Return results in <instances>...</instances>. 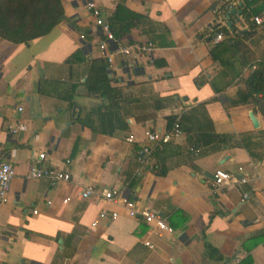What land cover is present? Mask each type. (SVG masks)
Wrapping results in <instances>:
<instances>
[{"label": "crops", "instance_id": "1", "mask_svg": "<svg viewBox=\"0 0 264 264\" xmlns=\"http://www.w3.org/2000/svg\"><path fill=\"white\" fill-rule=\"evenodd\" d=\"M61 3L51 32L28 44L0 37V160L14 167L0 204V264H264V105L229 102L264 61V25L252 20L264 0ZM88 4L124 44L154 50L109 64ZM76 49L84 61L67 64ZM42 152L71 180L31 178ZM219 168L245 181L216 189L209 174ZM88 184L119 196L83 198ZM126 197L171 232L128 216ZM102 209L118 215L103 219Z\"/></svg>", "mask_w": 264, "mask_h": 264}, {"label": "built area", "instance_id": "2", "mask_svg": "<svg viewBox=\"0 0 264 264\" xmlns=\"http://www.w3.org/2000/svg\"><path fill=\"white\" fill-rule=\"evenodd\" d=\"M88 7L92 10V14L96 17L95 23L98 24L102 30L103 39L99 42L98 47L101 52L104 54V57L108 61L109 64L113 62V57L115 55H124V56H132L134 59H138L144 53H151L154 48L153 45L149 42L146 43H135V44H124L119 37H116L110 25L100 16L99 11L95 8L93 4H88ZM252 20L258 25H264V9L260 10L258 13L252 15ZM217 38H221V34H217ZM110 45V46H109ZM110 47V48H109ZM256 65H254V68ZM13 132L15 130H12ZM173 132L174 134L181 133L180 123L176 121L173 124ZM170 134L158 135V134H150L148 135V140L152 142L156 141H165L168 140ZM128 141H133V137L130 135L127 137ZM145 152H151L149 147L144 148ZM45 152L38 154V156L34 159V162L30 168L29 176L31 178H44L49 180L53 185L58 184L60 182H68L71 180V174L67 172V170L51 167L44 165ZM214 178L212 180V185L216 189H219L224 186H230L232 183L244 182V177L235 178L230 175L229 172H226L222 169H216L213 173ZM14 176V167L13 165L4 160H0V204L5 202L7 199V195L10 192V183ZM80 196L83 198H88L94 196L96 198L114 201L116 197L119 196L117 190H112L108 188H104L100 190L93 185H85L83 189L80 191ZM67 199H65L66 201ZM123 205L126 209V213L130 217H140L143 222L151 227H154L157 232H171V228L164 222L161 214L148 211V210H139L136 207V202L134 200L128 199L126 197L122 200ZM35 212V211H34ZM118 213L112 212L108 215L105 209H102L99 213V216L103 219H115ZM95 224V222L93 223Z\"/></svg>", "mask_w": 264, "mask_h": 264}, {"label": "trees", "instance_id": "3", "mask_svg": "<svg viewBox=\"0 0 264 264\" xmlns=\"http://www.w3.org/2000/svg\"><path fill=\"white\" fill-rule=\"evenodd\" d=\"M63 18L61 0H0V37L14 43L28 44L32 39L51 32ZM250 59L246 58L243 61L245 66ZM82 61L84 56L80 49L74 50L65 59L69 65ZM154 64L162 65L157 61H154ZM100 69L105 71L106 67L102 66ZM240 83L242 86L237 89L235 97L229 100L232 106L253 102L264 105V61L257 62L255 68L249 66L246 73L241 76ZM167 118L171 129L176 122L175 116L170 115ZM179 123L182 130L181 122ZM242 144L248 149L251 147L246 138L242 139Z\"/></svg>", "mask_w": 264, "mask_h": 264}, {"label": "water", "instance_id": "4", "mask_svg": "<svg viewBox=\"0 0 264 264\" xmlns=\"http://www.w3.org/2000/svg\"><path fill=\"white\" fill-rule=\"evenodd\" d=\"M227 3L228 2H226V3L223 4V6L221 7L222 8V11L221 12H222L223 17L225 19H228L229 25L231 26L232 25V21H230V16L235 13V9H233L231 5H229V7H227ZM249 116H250V119L252 121L253 126L254 127H258L259 126V123H258L257 118L255 117V113L252 111ZM209 176L211 178H214V175L213 174H209Z\"/></svg>", "mask_w": 264, "mask_h": 264}, {"label": "rangeland", "instance_id": "5", "mask_svg": "<svg viewBox=\"0 0 264 264\" xmlns=\"http://www.w3.org/2000/svg\"><path fill=\"white\" fill-rule=\"evenodd\" d=\"M246 21H249L248 19Z\"/></svg>", "mask_w": 264, "mask_h": 264}]
</instances>
